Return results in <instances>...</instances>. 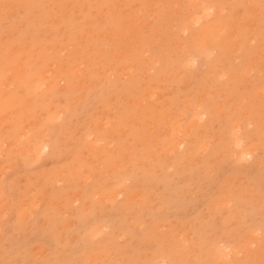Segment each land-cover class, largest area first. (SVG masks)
Returning <instances> with one entry per match:
<instances>
[{"label":"rangeland","instance_id":"1","mask_svg":"<svg viewBox=\"0 0 264 264\" xmlns=\"http://www.w3.org/2000/svg\"><path fill=\"white\" fill-rule=\"evenodd\" d=\"M0 264H264V0H0Z\"/></svg>","mask_w":264,"mask_h":264},{"label":"bare ground","instance_id":"2","mask_svg":"<svg viewBox=\"0 0 264 264\" xmlns=\"http://www.w3.org/2000/svg\"><path fill=\"white\" fill-rule=\"evenodd\" d=\"M207 10H208V9H207ZM207 10H206V12H207ZM208 11H209V10H208ZM188 62H189V61H188ZM197 104H198V103H197ZM215 108H216V107H215ZM200 112H201V111H200ZM162 122H163V121H162ZM173 125H174V124H173ZM179 128H180V127H179ZM215 128H216V127H215ZM238 128H239V127H238ZM181 130H182V129H181ZM201 130H202V129H201ZM171 131H172V130H171ZM198 134H199V133H198ZM231 135H232V134H231ZM238 138H239V137H238ZM230 140H231V139H230ZM230 143H232V142H230ZM232 145H233V144H232ZM261 150H262V149H261ZM192 152H193V151H192ZM240 154H241V153H240ZM235 156H236V155H235ZM237 156H238V155H237ZM239 156H240V155H239ZM217 157H218V156H217ZM132 158H133V157H132ZM179 158H180V157H179ZM241 158H242V157H241ZM219 159H220V158H219ZM178 160H179V159H178ZM211 163H212V162H211ZM158 166H159V165H158ZM157 169H158V168H157ZM131 171H132V170H131ZM148 171H149V170H148ZM133 172H134V171H133ZM133 172H132V173H133ZM152 172H153V170H152ZM146 176H148V175L146 174ZM151 176L153 177L152 174H151ZM143 178H145V177L143 176ZM170 194H171V193H170ZM174 194H175V193H174ZM184 195H185V194H184ZM181 196H182V195H181ZM180 198H182V197H180ZM229 199H230V198H229ZM223 200H224V199H223ZM256 214H257V213H256ZM228 220H229V219H228ZM194 221H195V220H194ZM194 221H193V222H194ZM256 221H257V220H256ZM203 222H204V221H203ZM199 223H200V222H199ZM219 223H220V222H219ZM194 224H196V223H194ZM203 224H204V223H203ZM207 224L209 225V223H206V226H207ZM241 224H242V223H241ZM243 225H244V224H243ZM200 226H202V225H200ZM200 226H198L199 228H198V227H197V228L200 229ZM206 226L204 225L205 228H207ZM210 226H211V225H210ZM212 226H213V225H212ZM212 226H211V227H212ZM256 226H257V225H256ZM195 227H196V226H195ZM213 227H214V226H213ZM213 227H212V228H213ZM249 227H250V226H249ZM249 227H247V228H249ZM205 228H204V230H205ZM195 229H196V228H195ZM202 229H203V228H202ZM200 230H201V229H200ZM204 230H203V231H204ZM209 230H210V229H209ZM212 230H213V229H212ZM250 230H251V229H250ZM196 231L198 232L197 229L195 230V233H196ZM210 231H211V230H210ZM234 231H235V230H234ZM200 232H201V231H200ZM208 232H209V231H208ZM201 233H202V232H201ZM206 233H207V232H206ZM206 233H205V234H206ZM198 234H199V233H198ZM202 234H203V233H202ZM208 234H209V233H208ZM228 235H229V234H228ZM243 235H244V234H243ZM203 236H204V235H203ZM219 236H220V235H219ZM238 236H239V235H238ZM192 237H193V236H192ZM201 237H202V236H201ZM202 238H205V237H202ZM206 238H207V237H206ZM219 238H220V237H219ZM212 240H213V239H212ZM216 240H217V239H216ZM195 241H196V239H195ZM208 242H209V240H208ZM200 244H201V243H200ZM204 248H205V247H204ZM219 251H220V250H219ZM202 252H203V251H202ZM221 252H222V251H221Z\"/></svg>","mask_w":264,"mask_h":264}]
</instances>
